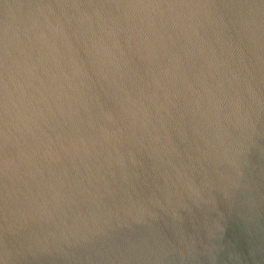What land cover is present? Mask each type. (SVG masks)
<instances>
[{"label":"water","instance_id":"95a60500","mask_svg":"<svg viewBox=\"0 0 264 264\" xmlns=\"http://www.w3.org/2000/svg\"><path fill=\"white\" fill-rule=\"evenodd\" d=\"M0 264H264V0H0Z\"/></svg>","mask_w":264,"mask_h":264}]
</instances>
